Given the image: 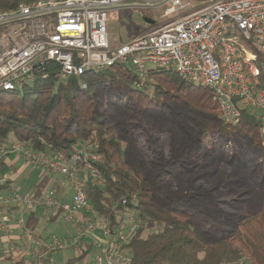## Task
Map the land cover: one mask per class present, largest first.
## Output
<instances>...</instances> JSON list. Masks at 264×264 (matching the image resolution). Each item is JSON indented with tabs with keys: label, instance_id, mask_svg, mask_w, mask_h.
I'll use <instances>...</instances> for the list:
<instances>
[{
	"label": "trees",
	"instance_id": "trees-1",
	"mask_svg": "<svg viewBox=\"0 0 264 264\" xmlns=\"http://www.w3.org/2000/svg\"><path fill=\"white\" fill-rule=\"evenodd\" d=\"M31 1L0 0V9ZM148 77L137 90L131 69L113 67L0 90V146L18 141L69 154L79 141L94 144L105 184L89 185V201L110 228L130 210L142 224L127 247L131 264H264L261 117L244 109L238 124L227 125L208 89L168 69H150ZM257 81L264 91L263 69ZM242 148L255 168L237 177L252 162L238 156ZM53 178L42 174L33 191ZM39 222L31 214L26 225L41 237Z\"/></svg>",
	"mask_w": 264,
	"mask_h": 264
},
{
	"label": "built area",
	"instance_id": "built-area-1",
	"mask_svg": "<svg viewBox=\"0 0 264 264\" xmlns=\"http://www.w3.org/2000/svg\"><path fill=\"white\" fill-rule=\"evenodd\" d=\"M125 7L156 9L159 23L149 18L150 30L113 46L108 12ZM113 67L131 69L137 90L148 84L150 69L174 71L213 93L227 125L238 124L244 109L258 112L264 144V91L257 81L264 70V0H35L0 9V90L14 92L51 76L81 79ZM9 157L40 176L62 177L72 197L62 200L51 187L21 192L10 185L13 171L0 175V190L6 191L0 195L3 263L23 258L46 264L66 249L88 250L85 241L93 238L99 252L84 264H131L127 247L142 224L130 210L110 228L89 201V185L105 184L94 144L79 141L64 154L13 141L0 146V167ZM38 213L54 220L60 216L74 226L73 234L46 244L26 225V216ZM14 228L22 231L18 239Z\"/></svg>",
	"mask_w": 264,
	"mask_h": 264
},
{
	"label": "rangeland",
	"instance_id": "rangeland-1",
	"mask_svg": "<svg viewBox=\"0 0 264 264\" xmlns=\"http://www.w3.org/2000/svg\"><path fill=\"white\" fill-rule=\"evenodd\" d=\"M109 22H108V32L110 35V43L113 46L121 45L132 39L136 34L143 33L147 30H150L153 25H147L144 22V18H152L158 20V11L156 9H135L130 7H125L121 9H113L108 12ZM32 83H28L31 85ZM255 114L259 115L258 112ZM220 150L218 148L215 149V153L219 156ZM223 151V150H222ZM230 151V149H229ZM224 152V151H223ZM223 156L226 160L231 159L232 155L228 152H224ZM242 160L252 161V153L248 151V149H241L239 155ZM253 157H256L253 154ZM255 168V162L247 163V169L240 174L235 172V176H241V174H248ZM41 172L31 166H24L21 171V176L19 179V183L17 186L20 187V190L25 193L33 192V188L35 184L39 181ZM260 177V174H259ZM238 191L233 193L232 197L237 195ZM37 217L39 219V223L37 224V232L42 234L43 241L48 244L53 239L59 238L64 239L73 234L74 226L69 223H65L63 219L59 216L55 220H50L49 217H44L43 213H38ZM148 232L145 233V236ZM99 235V234H98ZM88 247V254L83 258L79 259L83 252L82 249L75 250L73 248L66 249L62 253L53 256L52 258L47 259V264H84L89 263L93 260V258L98 254L99 249L93 246V238H88L85 241ZM0 260V264H4ZM8 264V261H7ZM26 264H31L30 262H26Z\"/></svg>",
	"mask_w": 264,
	"mask_h": 264
},
{
	"label": "crops",
	"instance_id": "crops-1",
	"mask_svg": "<svg viewBox=\"0 0 264 264\" xmlns=\"http://www.w3.org/2000/svg\"><path fill=\"white\" fill-rule=\"evenodd\" d=\"M23 167L24 166L20 161H17L13 157H9L2 163V165L0 167V175H3L8 171H13L15 174L13 175V179H12V182L10 185L14 186L20 190V187L17 185L19 183V179H20L21 171H22ZM53 177L54 178L51 180V182L55 183L54 186H56V189L58 188L57 190L59 192L58 191L57 192L59 194V197L62 200L69 201L72 197V191H71L69 185L67 184V182L62 177H59V176H53ZM51 182L48 184V187L54 188L51 186ZM5 193H6L5 189L0 190V195H3ZM35 216H37V214ZM26 217H28V216H26ZM52 220H54V219H52ZM13 234H14L15 238L18 239L22 235V231L19 228H14ZM39 235H41V237H42V234L39 233Z\"/></svg>",
	"mask_w": 264,
	"mask_h": 264
},
{
	"label": "water",
	"instance_id": "water-1",
	"mask_svg": "<svg viewBox=\"0 0 264 264\" xmlns=\"http://www.w3.org/2000/svg\"><path fill=\"white\" fill-rule=\"evenodd\" d=\"M144 22L147 23L148 25H153L154 24V21L149 19V18H145Z\"/></svg>",
	"mask_w": 264,
	"mask_h": 264
}]
</instances>
